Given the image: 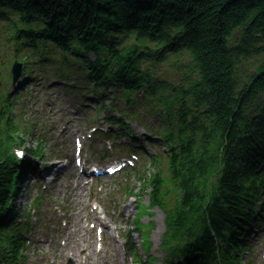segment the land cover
<instances>
[{
	"label": "trees",
	"instance_id": "trees-1",
	"mask_svg": "<svg viewBox=\"0 0 264 264\" xmlns=\"http://www.w3.org/2000/svg\"><path fill=\"white\" fill-rule=\"evenodd\" d=\"M2 9L23 24L35 18L57 40L60 33L75 39L104 57L95 73L115 68L131 89L140 83L155 87L140 75L139 64L150 54L139 50L151 45L162 51L158 59L188 55L196 78L170 87L165 101L166 134L174 148L162 182L155 177V197L162 189L168 197L176 194L170 215L175 236L198 231V243L218 239L228 222L223 208L238 211L264 164V59L245 85L235 77L241 63L264 57V0H0ZM117 36L132 37V48L118 50ZM17 139L16 127L0 120V207L17 171L8 155ZM5 239L0 225V264L16 252Z\"/></svg>",
	"mask_w": 264,
	"mask_h": 264
},
{
	"label": "rangeland",
	"instance_id": "rangeland-1",
	"mask_svg": "<svg viewBox=\"0 0 264 264\" xmlns=\"http://www.w3.org/2000/svg\"><path fill=\"white\" fill-rule=\"evenodd\" d=\"M186 62H187V59H186ZM173 64L174 63V60L172 61H170V62H168L167 64H164V65H162V66H160V69L162 70V72H163V74L161 75L160 74V76L163 78V79H168V78H170V79H177L178 78V72L177 71H174V70H170L169 69V66H170V64ZM254 67H255V65L253 64H246V65H244V66H242L240 69H239V71H240V73H243V72H245L244 73V77L242 78V79H239L240 81H245V78H246V76L247 75H249V74H251L252 73V71H253V69H254ZM3 73H5V70L3 71ZM167 74H169V75H167ZM58 88H61L60 86H58ZM16 88H13V87H9L8 88V94H12V93H17V90H15ZM63 89V88H62ZM57 90H60V89H57ZM41 97H42V95H41ZM60 104L61 102H57L56 104ZM36 119V118H35ZM41 119H42V117L41 116H37V119H36V121H34V125H37L38 127H40V122H41ZM134 125H132L131 126V128L133 127ZM47 130V129H46ZM56 130V126L54 127V129H53V132ZM53 134V133H52ZM31 135V134H30ZM32 136H35V135H33L32 134ZM32 143H33V138H31V137H29L28 139H27V144L25 145V148H27L28 146L30 147L31 145H32ZM53 149H55V150H53ZM61 149L59 148V147H57V144L53 141L52 143H51V146H47L46 145V152H45V155H46V157L47 156H50V154L52 153V152H55V151H60ZM133 185H135V186H137V183L136 182H133ZM122 194V196H119V194ZM47 194L51 197V198H53V199H57L58 201H61L62 199H63V194L61 193V194H56V195H53V190H50V191H48L47 192ZM106 197V198H109V199H112L113 201H115V202H117V203H120V204H123V206L120 208V213H124V211H125V209L128 207V206H130L129 207V210H128V214L126 215V217H125V220L123 221V223H121V230L122 231H124L125 230V228H126V226H125V224H127V223H132V220L134 219V214L136 213V202H135V200L132 198V199H130V200H125V198H124V194H123V192H122V190H120V188L118 187V186H116L115 185V182H109V181H107V187H106V189H105V191L103 192V195H102V197ZM145 200H146V198H144ZM127 203V204H126ZM112 207H113V204L111 203L110 205H109V214L111 215V216H113L114 217V215L112 214ZM18 213V210H15L14 212H13V215H16ZM157 215H159V217H156V216H154V222H155V225L157 226V230L159 231L160 229H161V232H162V229H163V225H162V221H163V217H162V214L160 215V213L159 212H157L156 213ZM18 215V214H17ZM151 220H153V219H151ZM143 221L144 222H149L150 221V219H148V218H144L143 219ZM34 234H36L35 232H33V234L32 235H34ZM134 235H133V242H135L136 244H138V242H137V239L136 238H138V237H136V233H133ZM139 241V240H138ZM35 247H37V248H39V246H35ZM52 250H54V247H47V246H44V247H41V248H39V249H34V252L35 253H38V254H41V253H44V254H46V255H48V254H51V255H53V251ZM30 252V251H29ZM30 257L33 259V257L31 256V252H30Z\"/></svg>",
	"mask_w": 264,
	"mask_h": 264
},
{
	"label": "bare ground",
	"instance_id": "bare-ground-1",
	"mask_svg": "<svg viewBox=\"0 0 264 264\" xmlns=\"http://www.w3.org/2000/svg\"><path fill=\"white\" fill-rule=\"evenodd\" d=\"M230 41L232 40V38L230 37V39H229ZM38 42H40V41H38ZM144 144V146H146V143H143Z\"/></svg>",
	"mask_w": 264,
	"mask_h": 264
}]
</instances>
